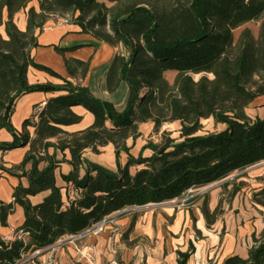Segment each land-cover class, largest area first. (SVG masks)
I'll return each mask as SVG.
<instances>
[{"label":"trees","instance_id":"1","mask_svg":"<svg viewBox=\"0 0 264 264\" xmlns=\"http://www.w3.org/2000/svg\"><path fill=\"white\" fill-rule=\"evenodd\" d=\"M33 1L0 0V28L5 31V36L0 32V133L6 130L13 137L12 142H0V150L29 146L17 167L21 177L28 178V187L20 184L15 188L14 203L0 201L3 227L15 205L23 208L21 230L28 239L26 244H8L0 237V264H15L22 255L78 235L116 212L181 198L189 190L264 162V116L253 120L246 112L264 98V0H36L39 10L29 7ZM26 9L27 26L22 31L15 16ZM52 20H65L82 34L113 47L122 44L130 52L128 59L116 55L107 77L110 91L120 81L129 87L122 112L89 88L34 61L32 51L39 47L37 31ZM261 20L258 37L245 28L235 39L236 30ZM75 49L55 48L64 57L72 80L85 78L90 68V62L65 57ZM31 67L62 84L31 85ZM167 72L175 73L173 83ZM195 75L200 78L196 80ZM38 92L65 94L49 99L39 114L23 123L20 132L12 124L16 103ZM77 107L91 113L94 122L70 133L64 128L83 119L75 111ZM207 119L227 127L222 132L200 134L202 121ZM149 122L156 133L165 124L179 123L180 136L172 138V132L164 131L160 143L143 147L153 152L150 157L141 154L135 159L129 154V162L122 167L119 158L123 151L129 153L127 141L137 140L139 126ZM110 144L116 149V172L83 156L88 149L100 154ZM50 149L55 150L53 155ZM57 152L65 156L69 152L73 171L62 179L80 191L70 205H65L56 181V170L66 162L65 157L57 159ZM134 165L142 168L132 174ZM82 168L85 175L81 177ZM230 186L231 203L242 187L234 180L221 187L227 192ZM42 193H48L42 202L30 201ZM255 198L264 207V187ZM201 211L208 228L223 214L221 203L211 211L208 198ZM193 253L192 246L185 253L177 252L178 264H188ZM222 264H264V230L253 236L247 257L233 255Z\"/></svg>","mask_w":264,"mask_h":264},{"label":"crops","instance_id":"2","mask_svg":"<svg viewBox=\"0 0 264 264\" xmlns=\"http://www.w3.org/2000/svg\"><path fill=\"white\" fill-rule=\"evenodd\" d=\"M30 7L39 10L38 1H33ZM7 12L5 11V20ZM15 22L20 30H26L27 16L25 10L15 16ZM39 47L32 51L34 61L42 66L54 70L61 77L70 80L74 84H80L87 87L99 99L112 103L115 108L122 112L129 99L128 85L120 81L114 91L108 88V72L116 57L120 55L129 58L130 52L122 45L113 47L105 42H101L92 36L82 34L80 28L69 24L65 20H52L42 30L37 31ZM74 51L67 52V59L74 58L85 62H90V68L85 78L72 80L69 78L64 57L57 53L55 48ZM174 76V72H167ZM168 79V77H167ZM28 80L31 85L53 84L60 85L62 81L51 75L30 68ZM65 93H31L20 98L15 106L12 116V124L18 130L22 131L23 123L32 119L35 107L47 102L53 97L64 95ZM259 100V101H258ZM256 100L247 110L250 118L264 116V98ZM75 111L80 114L82 121L64 130L73 133L90 127L94 122V116L82 107H77ZM31 136H34V129H29ZM141 136L137 140L129 139L127 146L135 145L143 157H150L153 152L150 149L142 150L148 143L146 136L154 131L153 123H143L139 126ZM13 137L6 130L0 133V142H12ZM50 142L56 143L57 139H51ZM29 146L14 149L12 151L0 150V201L4 203H14L15 188L22 184L28 187L29 180L21 177L22 171L17 167L23 162ZM116 149L110 144L101 148L100 154H95L91 150H86L84 158L88 161L101 165L112 171L118 170V164L114 161ZM54 149L49 150L53 155ZM134 158L137 154L131 153ZM107 156V158H106ZM56 157L66 162L60 164L56 170L57 185L62 188L63 199L67 191L72 188L70 184L62 179V175H68L73 171L69 164L71 160L69 152L66 156L57 152ZM120 164L126 166L128 157L120 156ZM31 165L26 167L30 170ZM142 167L134 165L130 172L135 174ZM81 177L85 175V169L80 171ZM228 181V180H227ZM226 181V182H227ZM48 193H42L31 197L33 204H38ZM239 194L230 203L232 211H229L223 219H218L216 224L210 228L207 227L205 217L201 211L202 204L206 195L196 197V200L190 207L185 209H176L173 206L164 207L163 210L155 216V211L151 213H141L139 215L127 218L117 219L116 225L109 227L101 236L92 237L86 241L91 251L96 256L99 264H108L116 258L121 264H133L137 261H143L145 264H178L177 252H187L192 246L194 253L188 264H195L194 258H199L202 263L222 264L225 259L233 255L247 257L248 251L253 244V236H259L264 230V207L257 201L250 200L249 197H238ZM209 200V198H208ZM153 206H160L151 204ZM150 205V206H151ZM164 206V205H161ZM218 206V198L209 202L211 211ZM143 211V210H141ZM25 222V213L21 206L15 205L14 212L9 216L8 225L3 227L0 222V237L20 231ZM155 245L153 246V241ZM146 241L150 244L146 246ZM59 264H84L79 263L75 257V248L67 244L62 249L59 256Z\"/></svg>","mask_w":264,"mask_h":264},{"label":"rangeland","instance_id":"3","mask_svg":"<svg viewBox=\"0 0 264 264\" xmlns=\"http://www.w3.org/2000/svg\"><path fill=\"white\" fill-rule=\"evenodd\" d=\"M31 6V5H30ZM29 6V7H30ZM29 9V8H28ZM28 9L25 10V12L27 13ZM263 23V20L261 21H257V22H252L249 23L247 25H245L244 27L236 30L234 32V36L235 39L237 40L241 34V32L245 29L248 28L252 31V33L254 34L255 37H258L259 33H260V29H261V25ZM0 32L2 33V35L5 36V31H4V27L0 28ZM168 80L173 83L174 78H175V74L174 76L171 74H167ZM194 78L196 80H198L200 78L199 75H195ZM261 99V98H259ZM259 101V100H258ZM264 109V108H262ZM35 110V109H34ZM257 117L255 118H251L253 120H255ZM203 124V130L201 131L200 134H207V133H217V132H222L226 129V125L223 124H216L214 122L213 119H207V120H203L202 121ZM179 130H180V125L179 123H173V124H165L163 125V127L161 128V131L159 133H156L154 131H152V133L150 135L146 136V141L147 143H154V144H158L161 142V138H162V133L164 131H170L172 132L171 136L172 138H179L180 134H179ZM129 148V153L126 151H123L120 156L123 155V157L125 158L126 156L128 157V161H126V165L129 162V154H131L132 152L137 154L135 159H139L141 156V152L139 151V149L131 144L128 146ZM132 156L134 157V155L132 154ZM107 158V156H106ZM114 161L117 164V155L115 152V156H113ZM120 160V158H119ZM118 166V165H117ZM236 178V180H235ZM238 178V179H237ZM229 180H234V183L238 186L242 187V190L238 193V197L243 198V200H245V197H249L250 200L252 201H257L255 196L257 194V191H259L260 189H262L264 187V162L260 163L258 165H255L253 167H250L242 172H238L233 174L232 176L226 178ZM224 181V180H223ZM216 182L213 183L209 186L200 188V189H195L193 190L191 193H187L185 196L178 198V201L180 200L179 203H175V202H169L167 204H163L164 206H148L147 208H140V209H129L126 213L122 214L121 216H119V218L124 217H130V216H135V215H139L141 213H151L152 210L155 211V216H157L158 214H160V212L163 210L164 207H168V206H173L176 209H185L187 207H190L191 205H193L192 201L194 198L198 197V196H202V195H206L209 198V202H212V200L218 198V204L221 203V210L223 211V214L221 215L220 219H223L224 216L229 212L232 211V205H230V201H229V191H231L232 186L229 187V190L226 192L224 191V189L221 187L223 184L216 185ZM157 205V204H156ZM143 210V211H141ZM150 244L146 241V246ZM153 246L155 245V240L153 241Z\"/></svg>","mask_w":264,"mask_h":264},{"label":"built area","instance_id":"4","mask_svg":"<svg viewBox=\"0 0 264 264\" xmlns=\"http://www.w3.org/2000/svg\"><path fill=\"white\" fill-rule=\"evenodd\" d=\"M46 106V102H42L35 107L34 114H39L43 108ZM193 190H189L187 193H191ZM186 193V194H187ZM80 191L75 187L70 188L67 191V194L64 199L65 205H70L72 202L78 199ZM185 194V195H186ZM184 195V196H185ZM169 202L179 203L178 199L168 201L165 203L157 204L163 205ZM149 205L141 206V207H133L134 209L147 208ZM132 209V208H129ZM129 209H125L120 212H116L111 214L101 221L93 224L89 229L83 231L82 233L70 237L63 238L58 240L53 245L48 246L44 250L36 251L33 254H24L21 259L18 260L15 264H59V256L65 245L70 244L75 248V257L79 263L84 264H99L96 256L91 251V248L86 244V241L92 237L101 236L109 227H113L116 225L117 219L122 214L126 213ZM28 234L23 230L16 231L9 235H6L2 238V240L8 244H11L16 241L27 243ZM195 264H205L202 261L195 257ZM108 264H121L116 258L112 259ZM133 264H145L143 261H137Z\"/></svg>","mask_w":264,"mask_h":264},{"label":"water","instance_id":"5","mask_svg":"<svg viewBox=\"0 0 264 264\" xmlns=\"http://www.w3.org/2000/svg\"><path fill=\"white\" fill-rule=\"evenodd\" d=\"M228 179H225L224 181H221L220 183H217L216 185L214 186H217V185H220V184H224Z\"/></svg>","mask_w":264,"mask_h":264}]
</instances>
